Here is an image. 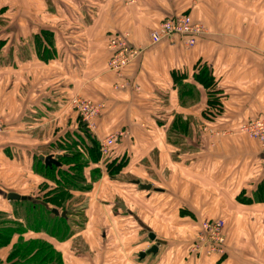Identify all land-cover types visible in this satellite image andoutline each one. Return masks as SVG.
<instances>
[{"label":"crops","instance_id":"0c3cea01","mask_svg":"<svg viewBox=\"0 0 264 264\" xmlns=\"http://www.w3.org/2000/svg\"><path fill=\"white\" fill-rule=\"evenodd\" d=\"M40 2L44 27L14 28L2 38L0 57L11 44L8 55L15 52L16 59L3 56L0 68L18 72L12 69L24 67L17 59L26 42L44 37V47L38 40L44 66L59 72L56 87L45 84L44 135L50 124L46 117L58 100L67 99L65 91L106 100L97 131H87L98 140L128 131L119 142L121 159L127 160L123 171L133 178L129 182L152 184L149 190L139 187L141 193L121 186L122 204L111 194H106L108 203L94 202L105 193L102 183L95 184L87 225L78 234L80 249L75 248L78 235L68 242L45 236L55 240L64 264H264V146L238 132L242 123L264 114V0H200L199 9L188 13L207 31L189 49L151 45L149 39L150 29L182 11L177 0H138L132 7L122 0L34 4ZM124 30L147 49L118 77L108 68L109 39ZM120 82L129 85L116 89ZM7 86L8 107L0 106V225L26 228L14 234L8 246L13 248L22 239L44 238L27 230L22 211L30 202L7 197L10 192L31 195L20 186L33 177L32 133L37 129L31 118L42 108H33L27 83L15 80ZM207 125L227 134L212 137L204 130ZM219 217L226 220L227 253L197 257L192 245L202 221ZM155 243L156 253L141 256ZM8 251L0 248V261Z\"/></svg>","mask_w":264,"mask_h":264},{"label":"rangeland","instance_id":"374dc122","mask_svg":"<svg viewBox=\"0 0 264 264\" xmlns=\"http://www.w3.org/2000/svg\"><path fill=\"white\" fill-rule=\"evenodd\" d=\"M2 1L4 0H1L0 2V12L3 13L2 17H0V45H2L1 39L9 38L6 35L11 34L12 33L11 30H13L14 28L23 29L28 25L29 27H37L36 23H41L43 24L42 27H44V5L42 4V2L38 4H34V2H36L37 0H17L15 4L6 5L3 4ZM38 1H42V0H38ZM136 1L138 0H122V4L132 7L136 3ZM177 1H178L177 3L182 6V11L184 12L191 13V9L192 10L196 8L199 9L200 6V0H177ZM42 5L43 8L40 7ZM41 41L44 47V37H41ZM26 44L28 47L24 48L23 50L21 49L22 51H20L18 55L19 59H17L21 61L23 60L24 67L21 68L16 67L15 69L14 68L12 69L18 72H12L8 68H0V85H2L0 89V106L2 108L8 107V105H6L5 103L8 102L9 95L7 94L8 89L5 90V88L8 87L7 85L10 84V82H15L16 80L18 81V83L21 82L22 84L23 83L28 84V90L30 88L29 91L31 92V94L34 95L32 96L33 108H42L41 114L38 112V114H34L31 118L34 121V123H32L33 127L37 129L32 133V137H33L32 153H33V171H34L33 177L31 180L28 181V184L26 186H20V188L25 189V191L30 193L33 196L34 201L39 200V203L41 201L44 204V209L47 210L48 212H51V210L53 209L59 208L58 210L60 211V213L67 212L69 215L67 220L68 222L66 224H61L59 221H57V219L60 220V218L55 219L51 215V213H48L47 211H46L47 213L44 214V218H43L41 213L42 211H44V209L40 208V210L35 211L34 208L31 206L33 204L32 203L33 201L30 202L31 204L28 202L29 204H27L26 208L23 209L22 213H24L27 217L26 225L28 227H30L32 221L36 222L38 225L44 223L43 224L44 226L38 227L40 228L38 229V231L41 232L40 234L44 235V238H32L26 242L32 240L41 241V244L39 243L36 248L38 249V247L42 246L43 249L40 251V253H42V255L46 257L50 253L48 248L46 249V245H52V247H54L51 241L58 240V241L68 242V240L70 241L71 238L77 236L80 231H83V229H85L87 225L86 221L88 219L87 206L89 202L93 199L91 192L95 184L102 183V188L104 189L105 192L100 199L97 198L94 200V202H98V203L99 202L108 203L109 202L108 195L106 194H111L114 195L113 197H115V200H118L120 204H122L124 203L122 201L123 200L122 197L124 196L120 194V187L121 186L124 187L126 185L129 187V189L131 188L137 189V187L135 185L128 183V181L132 180L133 178H128L127 175L122 170H118L119 171L118 172L115 164L112 165L110 169L112 174H110V171H108L110 163L112 162L119 163L122 162L124 159H121L120 156L119 160H115L114 158H112V156L108 157L107 155H104L101 152L100 141L97 138H94L92 136L94 140L97 142L96 156H98V159L92 158L88 151L82 152L84 148H80L78 146L79 145L78 141L82 140V138H78V139L76 138L78 140L77 141L73 136L72 132L73 131L80 132V129L81 130L85 129L86 131L89 130L87 129L86 121H84L83 119V115H82L84 114L83 107H78L77 105L74 104V99L76 97H80V99H82V97L87 98L82 96L81 93L79 92L68 93L67 91H65L64 95L65 98L67 99L62 101L58 100V102H56L54 105L52 104L54 113L46 117L47 120H50V124L45 128L48 129L49 132L45 133L44 135V102L47 99L46 98L47 96H44L46 94L45 89L48 87L49 88L56 87L58 85L59 80H57V74L59 72L57 71L58 69L55 66H52V68L44 66V51H42V45L41 43H38V39L36 37L33 39L32 44L29 43V41H27ZM10 45L9 44L6 45V47L9 46L6 50L7 53L6 54L3 53L5 60L16 59V57H14L15 52L10 57L8 55L9 54L8 49L10 48ZM3 56L0 57V60H4ZM68 57L69 58L72 57V54L69 53ZM68 70L73 71L72 68ZM62 82L63 81H60V84H62ZM49 94L52 95V92H50ZM53 96L57 97V94H54ZM87 99H90L100 105L99 106L100 113L98 117L95 119L96 124L98 125L99 118L102 117L103 112H105V110L107 109L106 100L103 101V99H98V98L97 99L87 98ZM21 101L24 102V104H26L27 102L26 99H23ZM17 102L18 100H16V104ZM63 108H65V111H63ZM35 124L37 125L35 126ZM71 129L72 131L70 132ZM116 132L125 133V130L123 129ZM116 132H112V133H116ZM86 133H88L91 136L89 131H87ZM213 136H217V134L212 135V137ZM50 140L52 141L50 142V144H48ZM69 140L71 142H69ZM45 142L46 144H44ZM90 144L92 145L91 141ZM65 150H70V152H72L73 154H76V152L80 153L83 159H85L87 162L91 161L92 163H94L95 166H91V168H89L88 165L85 167L81 165L80 170L76 171L75 169H73L75 167V163L68 162L65 170L70 172L69 177H66L63 173L61 174L60 172L59 173L55 172L54 175L45 174V173L41 174L40 172L41 169L38 164L40 160V155L48 156V155H52V152L54 153L57 152L58 154L63 155L64 153L62 151ZM95 167L97 168L98 173L94 171ZM83 170L84 172L82 173ZM56 179L59 180L58 183L59 185L57 184ZM64 179H68V181ZM55 185L59 187H55ZM62 190L65 192L64 194L62 193L63 192ZM69 192L71 193L77 192V194L71 195L69 194ZM120 204L118 205L120 206ZM67 213H66V217H67ZM56 216L59 217L61 216V214ZM23 219L25 220L26 218L23 217ZM59 224L62 228L59 230V234L57 236H51L50 234L47 233V231L51 232V230H53V228L56 227L57 225L59 226ZM7 227H8L7 224L0 225V231L3 228L4 229L2 231H4L5 228ZM54 232L56 233V230H54ZM45 236H51L55 240H48ZM81 245H83L82 238H80V236L78 235L76 237L75 248L79 250ZM8 246L2 248L9 249L7 253L10 255V251H12L13 248H8ZM57 253H60V251L56 249V253L54 252L52 254H49L48 256L49 261L44 263H49V262L56 263V257L58 255ZM12 263H14V260L8 262V264H12ZM35 264H40V263L35 262Z\"/></svg>","mask_w":264,"mask_h":264},{"label":"built area","instance_id":"2783aa9c","mask_svg":"<svg viewBox=\"0 0 264 264\" xmlns=\"http://www.w3.org/2000/svg\"><path fill=\"white\" fill-rule=\"evenodd\" d=\"M206 33L205 26L195 20L190 13L171 14L166 16L158 25L154 26L149 31V39L151 45L167 43L169 45L181 44L186 48L196 46L199 38ZM110 59L108 68L118 77H123L125 69H127L144 51L146 46L136 44L131 40L130 33L121 31L113 35L109 39ZM128 83L120 82L115 85V88H126ZM74 104L78 107H83V119L87 123V129L92 133L97 131L96 118L100 110L99 104L87 99L76 97ZM3 120L0 117V132L2 131ZM205 132L210 134L226 135L227 132L215 131L208 125L204 127ZM238 132L248 135L259 141L264 146V114L250 119L241 124ZM128 136V131L125 133L116 132L100 139L101 152L108 155L116 144ZM192 251L201 255L224 256L227 253V235H226V220L219 218H206L202 221L201 227L198 229L197 235L193 241Z\"/></svg>","mask_w":264,"mask_h":264},{"label":"trees","instance_id":"16d2710c","mask_svg":"<svg viewBox=\"0 0 264 264\" xmlns=\"http://www.w3.org/2000/svg\"><path fill=\"white\" fill-rule=\"evenodd\" d=\"M180 13H188V12L182 11ZM177 14H179V13H177ZM35 37L38 40H41L40 36H35ZM199 40H200V38H199ZM199 40H198V42H199ZM1 44L3 45L4 41L1 40ZM2 45H0V46L2 47ZM210 103L212 105H215L216 104V99L215 98L214 99L213 98L210 99ZM86 132L87 131L85 129H82V130L80 129V132L78 134H76L74 137H75V139L76 138L77 139L78 138H82V140H79V141L76 139L79 142L78 146L80 148H84V150H82V152L83 151H88L92 158L98 159V156H96V150H97L96 144H97V142L94 140V138L92 136H90ZM90 141L92 142V145L90 144ZM69 142H71V141L69 140ZM119 145L120 144L118 143L114 147H112L110 153L107 156L108 157L112 156V158H114L115 160H119L120 159L119 158L120 157V153H119L120 146ZM62 152L64 154L61 155L60 158H59V161L61 162V165H53L52 167H49V166L45 165L43 160H41V159L39 160L38 164H39V167L41 169V171H40L41 174L45 173V174L54 175L55 172L56 173L60 172L61 174L63 173L66 177H69V173L70 172L65 170V168L67 167L66 165H67L68 162H74L75 163V167L73 169H75L76 171L80 170L81 165L84 166V167L88 165L89 168H91V166H95L94 163H92L91 161L87 162L85 159H83V157H81L80 153L76 152V154H73L72 152H70V150H65V151H62ZM123 159H124V157H123ZM113 164L116 165L117 171L118 170H122L123 171V167H125L127 165V160L124 159L122 162H119V163H115V162L110 163L108 171H110V169H111ZM62 166H65V167L63 168ZM94 171L97 172V168L96 167L94 168ZM83 172H84V170L82 171V173ZM110 174H112L111 171H110ZM64 180L68 181V179H64ZM52 181H53V179H52ZM56 181H57V184H58L59 180L56 179ZM128 183L131 184V182H129V181H128ZM132 185H135V184H132ZM135 186L137 187L136 190L141 193L139 185H135ZM55 187H59V186L55 185ZM62 193L64 194L65 192L63 191ZM80 193H82V192H80ZM69 194L74 195V194H77V192H73V193L69 192ZM26 201H29V202L33 201L32 202L33 204L31 206L34 208L35 211L40 210V208L44 209V204L41 201L39 203V200H37V201L35 200L34 201L32 195H29L28 199L24 200V202H26ZM46 211L47 210L44 209V211H42V213H41L43 218H44V214H46L48 212V211L47 212ZM48 213H51V215L55 219L60 218V220L57 219V221H59L61 224H66L68 222L67 220H68L69 215H68L67 212H66L67 213V217H64L62 215L58 217V216L55 215V213H53V210H51V212H48ZM43 224L38 225L36 222H34V226L32 224L27 230H33V231L39 232L38 229H40V228H38V227L39 226H44ZM61 228L62 227L59 224V226L57 225L56 227L53 228V230H51V232L47 231V233L50 234L51 236H57L59 234V230ZM2 230L0 231V248L8 246L9 244H11V241H12V238H13L14 234H21V233L26 232V228H22V227H18V228L7 227V228H5L4 231H2ZM54 230H56V233L54 232ZM39 243L41 244V241H39V240H32V241H29V242H26L23 239L20 240L19 242H17L13 246V249L10 252V255H8L7 259L3 260V261H0V264H8V262L11 261V260H14V263H12V264H35V262H38L40 264H64V261H63L61 253H57L58 255L56 257V263H53V262L44 263V262L49 261L48 260L49 259V257H48L49 254H52L54 252L56 253V249L54 247H52V245H46V249L48 248L50 253L48 254V256L44 257V255H42V253H40V251L43 249L42 246L38 247V249L36 248ZM33 261H35V262H33Z\"/></svg>","mask_w":264,"mask_h":264},{"label":"water","instance_id":"95a60500","mask_svg":"<svg viewBox=\"0 0 264 264\" xmlns=\"http://www.w3.org/2000/svg\"><path fill=\"white\" fill-rule=\"evenodd\" d=\"M60 154L55 155H48V156H44V155H40V159L43 160L45 162L46 166L52 167L53 165H61V162L59 161L60 158ZM134 184L139 185V187L141 189H145V190H149L152 188V184H148V183H143L140 180L136 179L132 181ZM9 200H14V201H20V200H27L28 196L27 195H21L17 192H10L7 195ZM53 213H55V215H59L61 214L62 216L66 217V212H61L58 209H53ZM150 239L155 241L156 236L154 234H150ZM158 243H155L154 245H152V247L150 249H148L145 252L141 253V256H145L147 253H156L158 251Z\"/></svg>","mask_w":264,"mask_h":264}]
</instances>
